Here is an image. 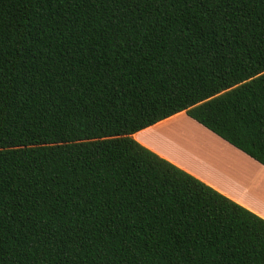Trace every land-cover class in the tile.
<instances>
[{"label":"trees","instance_id":"obj_1","mask_svg":"<svg viewBox=\"0 0 264 264\" xmlns=\"http://www.w3.org/2000/svg\"><path fill=\"white\" fill-rule=\"evenodd\" d=\"M181 112L264 166V0H0V264H264L132 138Z\"/></svg>","mask_w":264,"mask_h":264},{"label":"crops","instance_id":"obj_2","mask_svg":"<svg viewBox=\"0 0 264 264\" xmlns=\"http://www.w3.org/2000/svg\"><path fill=\"white\" fill-rule=\"evenodd\" d=\"M172 121L177 124L188 122L195 126L194 132L189 131L186 137H188L190 143L192 139L196 140L197 149L189 148L187 151L180 145V150L187 151L190 155L188 161L181 158L177 159L166 148L161 149L152 146L142 139L134 137L135 134L132 135V138L161 158L264 220V166L191 120L184 112L148 127L140 131L144 132L140 134L145 136L146 140L156 142L159 146V141L155 136H159V132L163 131L160 128L164 129L166 127L165 130H168L165 125L170 124ZM204 152L208 153L210 158L213 159L209 157L207 159Z\"/></svg>","mask_w":264,"mask_h":264},{"label":"bare ground","instance_id":"obj_3","mask_svg":"<svg viewBox=\"0 0 264 264\" xmlns=\"http://www.w3.org/2000/svg\"><path fill=\"white\" fill-rule=\"evenodd\" d=\"M171 123L170 124L167 123L168 125H165V126H167L168 130H165L166 127L164 129L163 128L161 129L163 131H161L160 134H159V137H157L158 141L160 142L159 145L162 146L163 148H166L167 151L172 156L176 157L177 159H180L181 158L182 160L188 161L189 158H190V155L187 152L188 149L189 148H191V149L196 148L197 149V147H198L196 145V143H195L196 140H193L192 139L191 140V143H190L189 140H188V137H186V136H188L187 133H189V131H191V129L187 127V125H188L187 123L188 122H183V123H178V124L176 123L175 124L172 121ZM183 124L186 125V127H183ZM172 127H174V128H172ZM193 129H195V127ZM140 133H144V132H138V133H136L134 135V137L139 138V136L141 135ZM141 139L144 142L152 145L151 144L152 142L146 140L145 138H141ZM180 145H182L183 148H185V150H187V151L184 152V151L180 150ZM204 154L207 155V156H205V157H207V159L210 158V155L208 153L206 154L204 152ZM192 158H194V157H192ZM210 159H213V158H210ZM203 165H204V163H203Z\"/></svg>","mask_w":264,"mask_h":264},{"label":"rangeland","instance_id":"obj_4","mask_svg":"<svg viewBox=\"0 0 264 264\" xmlns=\"http://www.w3.org/2000/svg\"><path fill=\"white\" fill-rule=\"evenodd\" d=\"M175 124H176V123H175ZM187 124H188L187 127L190 128L192 132H194L195 129H193V128H194L195 126H193V125L190 124V123H187ZM183 127H186V125L183 124ZM172 128H174V127H172ZM160 130H161V128H160ZM160 132H161V131H160ZM160 132H159V134H160ZM143 135H144V134H143ZM155 137H159V136H155ZM141 138H145V136L140 135V136H139V139H141ZM157 140H158V139H157ZM150 142H152V141H150ZM151 144H152L153 146H156L157 148H161V149L163 148V147L160 146V145H159V146H160V147H159V146L157 145L156 142H152ZM159 144H160V142H159Z\"/></svg>","mask_w":264,"mask_h":264}]
</instances>
